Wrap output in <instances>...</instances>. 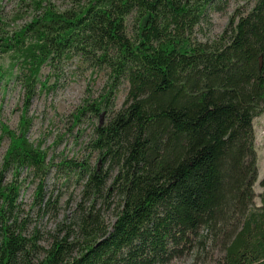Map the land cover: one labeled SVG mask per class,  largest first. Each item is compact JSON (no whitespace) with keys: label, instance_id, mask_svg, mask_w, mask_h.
<instances>
[{"label":"trees","instance_id":"16d2710c","mask_svg":"<svg viewBox=\"0 0 264 264\" xmlns=\"http://www.w3.org/2000/svg\"><path fill=\"white\" fill-rule=\"evenodd\" d=\"M70 1L58 9L32 0L29 21L0 33V51L21 58L32 78L19 131L2 127L0 264H167L191 253L204 264H264V173L258 181L253 126L264 112V0L205 41L195 29L223 0ZM74 60L107 80L71 115L72 126L106 118L85 145L93 163L53 165L27 140L28 108L40 68ZM52 168L80 184V199L38 258L11 215L22 171L38 181L34 204H49L42 184Z\"/></svg>","mask_w":264,"mask_h":264},{"label":"rangeland","instance_id":"374dc122","mask_svg":"<svg viewBox=\"0 0 264 264\" xmlns=\"http://www.w3.org/2000/svg\"><path fill=\"white\" fill-rule=\"evenodd\" d=\"M256 0H223L205 11L204 20L196 27L199 40H212L219 36L233 15L245 13L253 7ZM32 0H0V33L10 34L18 30L31 18ZM58 8L70 6V0H51ZM32 80L28 66L8 52L0 51V171L2 158L8 146V137L2 127L18 132L19 119L23 105L24 91ZM107 77L103 72L91 73L82 65L70 61L56 70L47 65L40 68L35 79V91L28 108L30 125L27 140L38 145L46 153V160L53 165L62 159L80 161L94 155L85 148L88 135L95 123L106 117L91 119L88 116L72 126V114L81 106L84 99H93L102 92ZM41 83H45L44 88ZM127 84L118 86L114 96V106L119 108L126 94ZM254 145L257 151L258 181L264 173V112L254 118ZM12 178L10 171L4 174V183ZM20 190L16 208L11 215L17 219L22 235L31 240L28 249L33 257L40 258L48 248L57 225L71 214L80 199L81 186L74 179L66 180L64 173L52 168L42 184L43 199H49L46 207L34 204L38 181L21 172ZM255 191L261 192L258 182ZM256 203H259L257 198ZM106 222L112 224L111 212L104 215ZM35 246V247H34ZM167 264H204L201 256L194 253L174 258Z\"/></svg>","mask_w":264,"mask_h":264}]
</instances>
